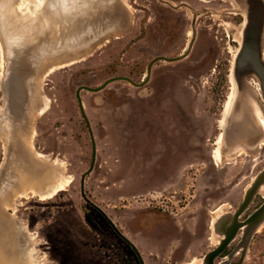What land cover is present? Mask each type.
<instances>
[{
    "label": "rangeland",
    "instance_id": "rangeland-1",
    "mask_svg": "<svg viewBox=\"0 0 264 264\" xmlns=\"http://www.w3.org/2000/svg\"><path fill=\"white\" fill-rule=\"evenodd\" d=\"M137 2L139 5L132 7L122 2L130 13L127 29L105 36L86 52H74L67 60L46 65L45 71L38 70L40 100L30 112L31 127L24 145L31 152L32 164L44 167L59 163L67 183L44 196L30 189L22 192L31 179L19 180L13 185L15 189L9 190L10 195L2 198L0 222L9 230H0V244L3 239L10 242L12 261L0 254V264H13L16 258H26L28 264H112L118 237L91 204L98 206L127 238L148 242L153 251L157 245L168 246L165 254H175L176 226L153 212V206L172 209L177 223L181 214L194 207L189 201L200 192L203 175H215L219 187L215 192L226 190L231 192L229 197L239 196L264 167V144L231 156L219 147L222 155L217 158V141L222 133L219 122L227 96L233 91L231 66L244 23L232 2L217 0L212 32L221 68L209 73L212 79L208 74L196 83L166 82L161 94L154 85L137 88L123 80L111 82L98 92L80 91L96 141L95 164L83 188L89 203L82 198L80 180L89 168L92 147L75 91L81 85L99 86L113 76L143 80L145 72L136 69V64L144 60V39L140 35L151 12L144 8L149 0ZM4 60L1 48L0 117L5 103ZM219 76L225 80L221 86L226 89V97L217 100L212 96V86ZM214 101L216 113L210 108ZM64 108L71 115L70 124H66ZM56 120L62 124L60 128L53 125ZM4 145L0 138V178ZM37 153L42 155V162L36 160ZM180 190L183 204L172 197ZM181 206L185 208L180 210ZM138 230L143 233L134 236Z\"/></svg>",
    "mask_w": 264,
    "mask_h": 264
},
{
    "label": "flooded vegetation",
    "instance_id": "flooded-vegetation-1",
    "mask_svg": "<svg viewBox=\"0 0 264 264\" xmlns=\"http://www.w3.org/2000/svg\"><path fill=\"white\" fill-rule=\"evenodd\" d=\"M119 1H122L129 7H132L134 4L139 5L137 0H98V4L109 6L108 10L110 16L114 13L113 6L119 4ZM131 1L133 3H130ZM215 1L217 0H149V4L144 6V8H147L151 13H148L145 20L146 23L143 26V34L140 35L141 38L144 39V60H140L139 63L136 64V69H142L145 72L148 66L150 67V76L146 84L154 85L158 93L161 94L162 91L165 90V87H167L166 82H201V77L204 78L211 71L212 73L215 72L217 67L221 68V66L217 64L218 50L213 35L215 26V9L213 6ZM221 1L225 2L227 0ZM229 2L231 3V1ZM204 3H209L210 5L205 6ZM193 25L195 28V37L187 55L175 62L164 60V58L177 57L187 51L193 33ZM133 33L132 31V34ZM218 73L220 74L221 71L219 70ZM209 79H212L211 74H209ZM214 82L217 83L212 86L213 98L215 97L217 100H220V96H224L225 98L226 89L221 86V84H224L225 80L222 79V76H219ZM5 91L6 90L3 89L4 100ZM216 103L217 101H214L213 105L210 106L213 113H216ZM5 107L6 101L4 103V109ZM63 111L65 120L67 121L66 124H70L71 115L69 111L66 108H64ZM80 116L84 127L88 131L86 122L81 113ZM31 118L32 116L29 118L30 120L25 131L23 130V124H20L21 121L16 120L15 122L17 124L15 125L19 127L17 133L12 136H10L11 134L9 133L8 139L7 137L2 138L0 135L1 140L5 142L3 174L1 175L0 182H3L5 179L4 177L8 176L13 179L12 176H14L15 172L17 173L19 166L16 156L19 149L22 150L21 160H25L24 141L26 140V131H29V126L31 127ZM53 125L60 128L62 124H60V121L56 120V122H53ZM35 127L39 128V130L42 129L36 124ZM210 144L213 145L212 143ZM28 145L30 144L28 143ZM261 145L262 142H253L252 145L243 147L244 149L241 151L254 150L260 148ZM12 146H16L15 158H11L9 155L11 154L9 153V148L11 150ZM30 154L31 152L26 153L25 158L27 161L25 165L27 166L24 167L25 172L22 178L31 179L30 182L32 181L33 187H31L29 185L30 182H28V186L25 188L23 187L22 192H25L24 190L26 189H30V191H35L39 195H52H46L48 189L44 183L48 182L49 185L50 182L40 177L42 172L47 171L41 170L37 164H32L30 162ZM51 154L53 155L54 151H51ZM263 168L264 167H262V169ZM254 177L250 180L249 184ZM37 178L43 181L41 186L38 185L39 187H36L37 182L35 180ZM202 178L204 179L201 181L202 185H198L201 189L200 192L194 194L192 200L189 201L194 207H191V210L181 214V217L178 219L179 222L176 223L177 220L175 221L173 219L174 214L171 212L172 209L168 210V208H163V205L153 206V212H159L161 215H164L163 218L165 220H171L172 224L176 226L177 231L175 239L177 245L175 246V254L169 256L165 254L168 246L160 247V245H157L159 247H157L156 251H153L148 242L141 244V242L136 239H129L115 226L118 232L123 234L130 241L131 245L122 239L112 227L118 237L114 245L115 255L113 256L112 264H264V218L259 222L251 223L249 221L256 210L264 203V189L262 190L264 184L259 188L248 207L236 215L243 200L244 191L249 184L244 186L239 196L229 197V194H231L229 191L220 190L215 192L214 188L218 186L215 185L214 174L203 175ZM13 185L14 180H10V183L8 182L6 186L9 190H13L15 189ZM44 189L45 191H43ZM260 190H262L261 193ZM183 195V192L180 190L172 197H175L177 202L183 204L185 200ZM169 201H167V203H169ZM184 208V206H181L180 210ZM138 233L143 232L138 230L133 232V235L136 236Z\"/></svg>",
    "mask_w": 264,
    "mask_h": 264
},
{
    "label": "water",
    "instance_id": "water-1",
    "mask_svg": "<svg viewBox=\"0 0 264 264\" xmlns=\"http://www.w3.org/2000/svg\"><path fill=\"white\" fill-rule=\"evenodd\" d=\"M229 1L235 5L237 13L242 15L244 20L240 43L231 66L234 96L222 133L225 139L224 150H226L227 155L231 156L235 153L229 152L230 148L228 146L233 147L241 141L244 143L245 137L240 134L239 140H234L232 146L229 144L230 140L227 139L232 134L237 133L239 136L241 131L243 133H245L244 131L247 132L244 121L245 116H249L248 120L251 121L252 126V130L248 131V134L253 135L256 129L259 132V141L264 139V131L260 120L256 117L250 119L252 112L249 102L254 83L259 90L264 106V0ZM121 4L122 2L119 1V4L113 6V9H117V14H120L119 18L123 7V4L122 7ZM108 9L109 6L107 5H99L98 0H0V40H2L3 47L9 56L8 61H6V72L4 73V82L8 84L4 85L6 107L3 110V118L6 113L10 114V117H8L10 119H7V122L10 121L11 125L8 126L11 129L17 128L15 129L16 133L19 128L15 125L16 120L23 122L24 131L27 129L30 113L28 110L24 112L22 105L27 102L29 96H33L35 91L34 76L37 70L44 67V65H50L54 61H58L60 58L61 60H67L69 56L61 57L68 54L67 52L78 50L77 52L83 53L91 48L85 46L93 36L91 35L92 31L89 30H100L101 26H104V22L109 17ZM192 30L193 33L187 51L177 57L164 58V60L175 62L187 55L195 37L194 25ZM84 47L86 48L83 49ZM149 76L150 67L148 66L145 71V78L140 82H135L126 76H113L104 80L99 86H80L77 88L75 94L78 107L86 122L92 145L89 168L82 174L80 180L81 196L84 200L87 201L83 191L84 181L94 166L96 143L89 120L84 112L80 91L98 92L109 83L118 80L126 81L138 88L147 83ZM263 184L264 168L255 175L252 182L245 189L243 200L236 215L248 207ZM91 205L103 215L122 239L131 245L130 241L118 232L109 217L98 206ZM263 218L264 203L256 210L249 221L251 223L259 222Z\"/></svg>",
    "mask_w": 264,
    "mask_h": 264
},
{
    "label": "bare ground",
    "instance_id": "bare-ground-1",
    "mask_svg": "<svg viewBox=\"0 0 264 264\" xmlns=\"http://www.w3.org/2000/svg\"><path fill=\"white\" fill-rule=\"evenodd\" d=\"M121 7H122V4H121ZM124 8V9H123ZM116 12H117V9H114V13H112V15H110L109 17H108V19L106 20V22H104V26L102 25L101 27L102 28H100V30L99 29H96V30H89V31H92L91 33V35H93L90 39V41L88 42V43H86L85 44V46L86 47H89V46H91V45H93V44H95V43H97L98 41H100L102 38H104L105 36H107V35H109V34H113V33H115V32H118V31H123V30H125V29H127L128 28V26H129V24H130V13H129V10L125 7V6H123L122 7V9H121V11L120 12H122L121 13V16H120V18H119V13L117 14V16H116ZM119 19V20H118ZM94 33V34H93ZM0 47L2 48V50H3V57H4V61H5V64H6V61H8V59H9V56H8V54H7V52H6V50H5V48L3 47V43H2V40H0ZM86 47H84L83 49H85ZM0 48V49H1ZM78 50H75V51H73V52H67L68 54H64L63 56H61V57H67V56H69V58H71L72 57V54L74 53V52H77ZM75 56V55H74ZM11 58V57H10ZM58 60H61V58L60 59H58ZM52 62V61H51ZM50 62V63H51ZM55 62V61H54ZM46 68H48L47 66H45L44 65V67H42V68H40L41 69V71L42 70H44V69H46ZM4 69H5V72H6V65H5V67H4ZM45 71V70H44ZM43 71V72H44ZM4 72V73H5ZM37 74H38V70H37V73L35 74V76H34V88H35V91H34V93H33V96H29L28 97V99H27V102H25V103H23V105H22V108H23V110H25L24 112H26L27 110L29 111V113L30 112H32V107H33V109L35 108V106H36V104L39 102V100L40 99H38V97H40V96H38V95H40V93H39V83L40 82H38L39 80H38V78H37ZM8 83H6L5 84V82H4V77H3V88H4V85H7ZM253 90L251 91V99H250V108H251V112H252V115L250 116V119L252 120V117H256L258 120H260V123H261V125H262V127L264 128V106H263V104H262V102H261V97H260V93H259V90H258V88L255 86V84L253 83ZM232 90L233 91H231V93H230V95H229V98L227 99V101H226V104H225V106H224V110H223V113H222V119H220L221 121L219 122V124H220V127H221V129H222V133H223V131H224V127H225V124H226V122H225V120H226V117H227V115H228V112H229V107H230V105H231V102H232V99H233V96H234V86H232ZM41 92V91H40ZM4 109V108H3ZM34 111V110H33ZM1 114H3V111H2V113ZM31 114V113H30ZM29 114V115H30ZM8 117H10V114L9 113H6V116L3 118V119H1V117H0V121L2 122L1 123V125H0V134L2 133V134H4V138H6L7 137V139L9 138V133L11 134L10 136H12V135H14L16 132H15V128H13V129H11L8 125V122H6V120L7 119H10V118H8ZM248 118H249V116L248 117H244V121H245V123H246V127H247V132L246 131H244L245 133H243V131H241L240 133H239V136H238V134L237 133H235V134H232V135H230L229 136V138L227 139V140H230V142H229V144L232 146V145H234L233 144V141L234 140H239V138H240V134L241 135H244V137H245V140H243V142L244 143H242V141L241 142H238L237 144H235L233 147H230V146H228L230 149L228 150L229 152H233V153H239V151H240V148H241V150L242 149H244L243 147H247V146H249V145H252V143L253 142H257V141H259V138H258V136H259V132H257V130L255 129V132H254V136L253 135H251L250 133L248 134V131H251L252 129H251V121L249 122V120H248ZM9 123H10V121H9ZM16 123V122H15ZM23 124V122L21 121L20 122V124ZM244 123V124H245ZM17 124V123H16ZM11 125V124H10ZM30 130V129H29ZM17 131V130H16ZM221 133V136H220V138H218V141H217V143H218V155H217V158L218 157H220L221 155H222V153H220V149H219V147H223V144H224V141H225V139H224V137H223V134ZM253 133V132H252ZM17 138V137H16ZM262 142L264 141V139L263 140H261ZM261 141H259V143L261 142ZM12 142V141H11ZM262 144H264V143H262ZM25 146V145H24ZM23 146V147H24ZM24 149L26 150V148L24 147ZM5 150H7V149H5ZM12 150V151H11ZM11 150H10V148H9V153H11V154H9L10 155V157L11 158H15V152H16V146H12L11 147ZM24 150V161H22L21 160V153H22V150L21 149H19L18 150V154H17V156H16V160H17V164H18V166H19V168H18V171H17V173L15 174L14 173V176H12L13 177V179H11V177L10 176H8V177H4L5 179L3 180V182H0V202H1V200H2V198L3 197H5V196H7L8 195V193L7 192H9V189L6 187V185H8V182L10 183V180L11 181H13L14 180V185L15 184H17L18 182H19V180L21 181V182H23V180L25 179V178H22L23 176V173L25 172V166H27V165H25L26 164V153H27V151H25ZM5 152V151H4ZM36 160H38L39 162H42L43 161V159H42V156L41 155H39V154H36ZM227 158V157H226ZM219 159V158H218ZM7 160H8V158H7ZM38 165V164H37ZM53 165L55 166V168H53ZM21 166V167H20ZM51 166H52V168H51ZM38 167H40L41 168V170H43V171H47V172H42L41 173V178L43 179H47L50 183H49V185H48V182H44L45 184H46V186H47V191H46V193H47V195H49V194H53V193H55L57 190H60V189H62L63 188V186L67 183V179L66 178H63L62 177V174H61V166H59V163H55V162H51V164H47L46 165V167L44 166V168H43V164H39V166ZM36 182H37V186L36 187H39L38 185H42V182L43 181H40L39 180V178H37L36 180H35ZM45 181V180H44ZM29 185L31 186V187H33V183H32V181L29 183ZM43 189V188H42ZM264 189V186L262 187V190ZM262 190H260V193H261V191ZM22 191V190H21ZM40 191V190H39ZM43 191H45V189L43 190ZM4 193H6L5 195H4ZM0 221H1V217H0ZM1 227H2V225H1V222H0V230H1ZM1 232V231H0ZM10 246V245H9ZM31 251V250H30ZM29 251V252H30ZM0 254H2V255H4L3 254V248H2V244H0ZM10 256V255H9ZM11 257H12V255H11ZM16 260V259H15ZM9 261L11 262L12 261V258H9Z\"/></svg>",
    "mask_w": 264,
    "mask_h": 264
},
{
    "label": "crops",
    "instance_id": "crops-1",
    "mask_svg": "<svg viewBox=\"0 0 264 264\" xmlns=\"http://www.w3.org/2000/svg\"><path fill=\"white\" fill-rule=\"evenodd\" d=\"M1 229L4 230L5 232L9 230L8 226H5V225H2ZM9 245H10V242H7V241L5 242L4 239H3V244H2L3 254L8 256V258H7L8 261H9V258H11V255L9 256V253H8V251L10 249ZM12 246L13 245H11V248H12ZM12 263L13 264H28L27 261H26V258H22V259L21 258H16L15 262L13 261Z\"/></svg>",
    "mask_w": 264,
    "mask_h": 264
}]
</instances>
